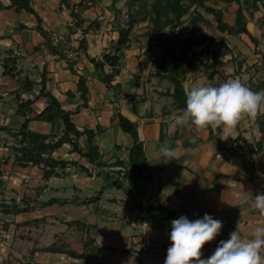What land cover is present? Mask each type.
Segmentation results:
<instances>
[{
    "label": "crops",
    "instance_id": "0c3cea01",
    "mask_svg": "<svg viewBox=\"0 0 264 264\" xmlns=\"http://www.w3.org/2000/svg\"><path fill=\"white\" fill-rule=\"evenodd\" d=\"M0 1L3 5L10 3L9 0ZM30 1L43 20L42 26L62 38L57 42L63 44L69 37L72 51L80 53L79 42L75 40L82 37L80 29L75 28L74 33H69L68 28L67 34L63 33L68 25L72 26V18L63 3L60 0ZM35 25L33 14L16 11L13 7L0 9V118H4L0 122V132L7 137L9 131H18L15 129L23 121V116L17 114L19 101L13 99L19 87L17 75L35 82L31 90L20 93L22 100H32V111L28 115H34L47 104L44 97L37 96L41 75L45 73L46 89L64 109L72 112L71 120L77 128L101 127L94 143L106 165L95 167L71 150L70 144L64 143L52 153L53 157L76 161L77 165L58 170L60 174L57 176L43 178V169L33 164L19 166L9 163L1 168L0 202L9 204L27 200L29 209L13 214L3 213L0 208V264H164L167 249L171 246L169 237L173 220L150 217L149 229L133 227L130 224L133 204L145 209L148 203H157L173 210L175 217L186 216L190 221L202 219L205 214L220 220L222 229L213 241L204 245L202 259L210 257L220 241L229 239L237 223L243 237H250L257 225H264V216L254 208V196L264 192V139L257 152L243 144L247 138L255 142L259 140L256 118H245L235 128L222 126L197 130L194 126H178L175 116L180 109L148 107V86L143 81L158 82L160 77L156 73L142 75L141 83L133 87L128 79L129 67L121 64L120 73L113 81L120 84V91L115 95L97 79L92 63L84 58V52L81 55L84 60L76 57L79 61L75 67L81 73L82 66L89 70L82 73L87 79L88 102L86 107L79 106L82 101L76 86L78 76L67 68L66 63L71 51L62 49L64 56L48 51ZM90 38H94L93 34H85L86 53L95 57L94 52L101 45H95L94 39ZM99 40L96 39V43ZM3 61L13 68L15 77L2 74ZM216 65L227 71L223 77L217 76L216 71L211 78L206 76L209 85L219 86L238 78L231 65L225 66L220 61ZM257 74L259 81L252 77L256 84H250L249 88L259 92L264 90V71ZM161 100L157 99V104L160 105ZM116 111L137 125L151 171L150 179L142 178L131 188H127L128 180L120 188L111 185L109 180V176L116 177L115 169L121 167L114 164L116 160H121L129 169L128 150L133 144L131 135L118 126ZM260 115L264 117V113ZM29 128L57 136L62 131L58 121L34 120L29 123ZM165 141L177 150L175 160L164 162L160 146ZM3 143L1 139L0 150L8 148L9 142H5V146ZM78 143L84 150V135ZM98 193L97 201L81 202ZM77 222L87 227L94 240L93 248H103L98 258L73 257L64 251L41 249L55 242L57 246L80 253L84 234ZM142 242L148 245L147 250L139 249L138 244Z\"/></svg>",
    "mask_w": 264,
    "mask_h": 264
},
{
    "label": "trees",
    "instance_id": "16d2710c",
    "mask_svg": "<svg viewBox=\"0 0 264 264\" xmlns=\"http://www.w3.org/2000/svg\"><path fill=\"white\" fill-rule=\"evenodd\" d=\"M8 5H3L0 1V9L13 7L17 10H24L30 14H33L36 19L35 30L39 32L43 38V46L53 54H59L64 56L61 51L60 43H53L49 31L42 26V18L38 15L36 10L32 7L30 0H9ZM66 0H60L61 3L65 4L69 10V14L72 18V26L80 29L82 37L79 40V46L84 53L85 57L92 63L95 75L99 81H101L108 90H112L116 95L120 91V84L113 83L115 77L120 73V60L122 58V48L127 45L130 37L131 30L134 24L139 20L137 17L138 11L134 10V6L138 5L143 7L145 0H129L127 19L124 25L119 26L117 29V38L113 42V49L111 51L104 52L100 58L91 57L86 53L87 41L85 34L88 33L90 24L87 27H82V17L76 14L75 9L65 2ZM207 0H188L187 3H183L182 0H165L164 3H159L158 0L153 5L155 17V31H158L161 27V16H164V24H172L177 26L180 23L182 16L188 13L190 7L194 6L192 10V17L190 21V28L193 30L197 24L206 19L203 17L200 11H197L196 7H201L206 12L214 15L216 21V28L218 31L228 33L230 35L244 34L249 37L251 41L257 43V40L251 35L247 28V21L243 13L241 5L237 7L234 24H229L222 19V11L215 9L211 6L206 5ZM239 1V0H236ZM264 0H252L253 4L262 2ZM134 10V11H133ZM171 15V16H170ZM144 18V17H143ZM142 18V19H143ZM75 30L69 27V33H74ZM202 38L184 37L176 41V51L171 52V61L168 65L160 63L162 68L161 75L156 73L160 78L167 79L172 84V89L163 92L162 94L171 97L176 108L183 110L186 108V95L182 84L184 76L191 72L194 66V59L196 52L194 48L203 44ZM218 59L212 61L210 66L214 67ZM67 68L74 74L77 75V92L78 97L82 101L79 106L86 107L88 102V86L87 79L74 65L75 61L66 59ZM262 70L264 71V54H263V65ZM3 75L16 76L12 67H9L6 61H3ZM213 73L208 74V78H211ZM46 75H41L40 90L38 97H44L46 99V106H44L38 113L34 115H28L32 111L30 104L32 100H22L20 93L31 90L35 82L30 80L28 77H19L17 75L16 81L19 83L17 91H15V97L19 101L17 114L23 116V121L20 124V139L19 144L12 146L14 151V163L19 166H26L28 164L38 165L43 169V178H48L51 175H59V171H63L68 165H77L76 161H65L63 159H57L53 157L52 153L64 143L71 145V150L78 152L88 163L93 164L95 167L105 166L106 163L101 160V154L98 146L94 143L95 135L101 130L100 126L96 129L88 127L77 128L71 120L72 112L64 109L61 106L60 101L46 89ZM133 84L138 86V77H135ZM262 83H259V85ZM258 85V84H257ZM79 107H77L78 109ZM117 118V124L124 132L131 135L133 144L128 150V168L123 166L121 160H116L115 165L121 166L123 170H116V177L111 178L109 176L110 184L116 187H122L126 180H128L127 188L134 187L137 182L144 178L150 179L151 171L146 163V157L143 150L142 141L139 139L137 125L128 119L126 116L121 114L119 111L115 112ZM34 120L53 122L58 121L62 125V131L60 135L45 134L34 131L29 128V123ZM255 124L259 128L260 138L256 141V145L259 149L261 141L264 139V117L258 115L255 119ZM85 136L86 146L85 149L79 146L78 140L81 136ZM7 162L6 158L0 157V171L3 164ZM87 170V168L82 167ZM59 170V171H58ZM114 172V173H115ZM100 193L92 197H87L81 200L82 203H90L99 199ZM25 202V205L23 203ZM0 208L3 213L17 214L29 209L27 200L16 203L12 201L7 204L0 202ZM149 217H168L172 220L178 219L175 217L173 210H170L157 203H148L145 208ZM78 228L84 234L83 248L80 253L70 249H64L61 246H57L55 242L50 245L41 248L42 250L56 252L64 251L73 257H91L98 258L103 248H93L94 240L90 237L87 227L77 222ZM216 246V245H214ZM39 264V263H31Z\"/></svg>",
    "mask_w": 264,
    "mask_h": 264
},
{
    "label": "rangeland",
    "instance_id": "374dc122",
    "mask_svg": "<svg viewBox=\"0 0 264 264\" xmlns=\"http://www.w3.org/2000/svg\"><path fill=\"white\" fill-rule=\"evenodd\" d=\"M128 1L129 0L65 1L75 9L79 17H82L83 28L91 23L88 33L93 34L94 38L90 39H94L93 42L95 45H101V47L97 48V50H95L96 52H94L95 58H100L104 52L113 49V42L117 38V29L119 26L124 25L127 19V14L129 12L127 5ZM158 1L159 3H164L165 0ZM187 1L188 0H182L183 3H187ZM155 2L156 0H145L143 7H139L138 5L134 6V10L138 11L137 17L139 20L134 24L131 30L127 45L122 48L123 54L120 60V66L122 64L123 67H129L130 73L128 79L130 85L135 87L133 84L135 77H138V82L141 83L139 79L142 75H144V77L152 75L153 73H159V75H161L159 72L162 71V68L159 66L160 63L168 65L171 61L170 53L176 51V41L188 36L202 38L204 42L194 48L196 54L194 55L193 69L184 76L182 81L186 91L193 86L209 85L210 82L206 78L209 73H213L214 75L216 71L217 74H219L217 76H225V71H227V69L219 68L218 65L214 67L210 66L211 62L215 61V59H218L217 61H220V63L225 66L231 65L233 67V74L238 76L248 87L252 83L256 84L254 82L255 79L259 81L256 78V76H258L257 73L259 71L263 72L264 1L258 2L257 4H253L252 0H207L205 2L206 5L221 10L223 21L229 24H234L237 7L241 5L246 21L248 22V29L251 35L257 40V43L251 41L247 35L237 36L218 31L214 15L206 12L201 7H196V9L201 12L206 20L199 22L197 26L191 30L190 21L194 6L190 7L188 13L182 16L177 26H173L170 23L164 24V16H161V27L158 31H155V22L153 21L155 17L153 5ZM63 5L65 9L68 10L66 5ZM71 23H73L72 20ZM69 27L75 30L74 25H68L66 31L63 32L64 34H67L66 32H68ZM49 33L53 43H59L57 39L62 40V38L57 35H52L51 32ZM81 36L79 35L78 37ZM96 39L100 40L96 43ZM75 40L79 42L80 39L77 38ZM69 42L70 39L68 37V40L62 42L61 49H68L71 51V53H68L70 54V60L75 62L79 61L78 59L82 60L83 57L81 55L83 51L74 53V51H72L73 47ZM74 56L75 58H73ZM76 57H78V59ZM86 60L89 61L87 58ZM243 63L244 66L242 65ZM74 66L78 67L77 63H75ZM216 67H218L219 70ZM81 71L85 74L88 73L89 70L85 66H82ZM252 77H254V81ZM143 83L145 86H148L147 94L150 101L148 107L150 106L154 109L157 105L159 110L161 107L162 109L167 107H171L173 110L177 109L172 98L162 94L172 89V84L167 79L160 78L158 82L144 80ZM145 93V90H143V95ZM159 98H162L160 105L156 102ZM13 99H16V97L14 96ZM1 119L4 118H0V122ZM14 124L18 125L16 122H14ZM15 130L18 131H9L7 137H4V134L0 132V140L2 139L4 141L3 145L5 146V142H9L7 149L0 150V157L7 159V162L3 164L1 168L9 163L16 165L14 163V151L12 146L19 144L21 134L20 125L19 128L17 127Z\"/></svg>",
    "mask_w": 264,
    "mask_h": 264
},
{
    "label": "clouds",
    "instance_id": "9594fccd",
    "mask_svg": "<svg viewBox=\"0 0 264 264\" xmlns=\"http://www.w3.org/2000/svg\"><path fill=\"white\" fill-rule=\"evenodd\" d=\"M185 95L186 108L175 116V123L181 127L235 128L245 118L255 119L264 113V90L253 91L239 78L219 86H193ZM160 152L164 162L177 157V150L167 141L160 146ZM254 208L264 216V192L254 196ZM144 225L149 229L148 223ZM222 226L220 220L208 214L194 221L186 216L173 220L171 246L164 264H264V225H257L250 237H243L237 223L229 239L220 241L214 253L202 259L204 245L219 235Z\"/></svg>",
    "mask_w": 264,
    "mask_h": 264
},
{
    "label": "built area",
    "instance_id": "2783aa9c",
    "mask_svg": "<svg viewBox=\"0 0 264 264\" xmlns=\"http://www.w3.org/2000/svg\"><path fill=\"white\" fill-rule=\"evenodd\" d=\"M243 144H244L245 148H249L253 152L258 151V147H257L255 141L251 138L246 139ZM115 170L121 171L123 169L121 167H117ZM110 174L112 175V172H110ZM130 215L132 216L130 224L133 227L140 226L142 228H146L144 223H148V225H149L150 220H151L150 217L148 216L146 210L138 207L135 204H133L131 206ZM138 247L141 250H147L148 249V245L146 243H143V242L141 244H138Z\"/></svg>",
    "mask_w": 264,
    "mask_h": 264
}]
</instances>
